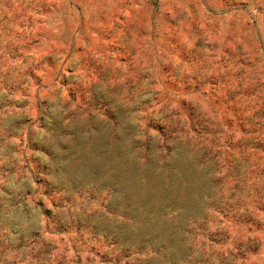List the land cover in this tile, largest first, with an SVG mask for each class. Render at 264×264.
I'll return each mask as SVG.
<instances>
[{
    "label": "clouds",
    "instance_id": "obj_1",
    "mask_svg": "<svg viewBox=\"0 0 264 264\" xmlns=\"http://www.w3.org/2000/svg\"><path fill=\"white\" fill-rule=\"evenodd\" d=\"M262 149L264 0H0V264H264ZM153 161L185 230L138 250L99 190Z\"/></svg>",
    "mask_w": 264,
    "mask_h": 264
},
{
    "label": "rangeland",
    "instance_id": "obj_2",
    "mask_svg": "<svg viewBox=\"0 0 264 264\" xmlns=\"http://www.w3.org/2000/svg\"><path fill=\"white\" fill-rule=\"evenodd\" d=\"M19 2L20 0H17V3ZM48 59L51 61L50 57ZM204 155L206 156L207 153ZM155 167V161L144 169L137 168L134 163H125L114 173L111 185L102 186L99 190L100 194L104 192L109 195L117 194L110 202V206L105 208L110 214L122 215L124 219L134 222H154L158 226L155 232L141 233L136 236L138 250L152 242H158L162 247L175 244L176 230H185L183 218H175V223H170L167 219L169 209L175 210L177 207L186 206V202L181 201L175 194V185L183 177L170 175V178L162 180L158 175L152 174L151 169ZM176 167L173 165L174 170ZM138 177H143V183L138 181ZM95 199L96 197L93 196V200ZM130 239L129 234L122 229L109 230L105 235L103 247L123 245ZM215 242L218 243V241ZM91 251L99 258L101 264H110L112 257L107 253L96 251L95 246ZM190 251L191 249L178 248V254L181 257L188 255ZM128 254V248H120L117 264L120 257L126 258ZM77 264H81L80 257H77Z\"/></svg>",
    "mask_w": 264,
    "mask_h": 264
}]
</instances>
